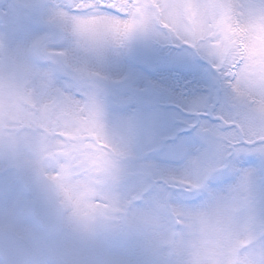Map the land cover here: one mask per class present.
<instances>
[{
    "label": "snow or ice",
    "instance_id": "snow-or-ice-1",
    "mask_svg": "<svg viewBox=\"0 0 264 264\" xmlns=\"http://www.w3.org/2000/svg\"><path fill=\"white\" fill-rule=\"evenodd\" d=\"M0 264H264V0H0Z\"/></svg>",
    "mask_w": 264,
    "mask_h": 264
},
{
    "label": "rangeland",
    "instance_id": "rangeland-1",
    "mask_svg": "<svg viewBox=\"0 0 264 264\" xmlns=\"http://www.w3.org/2000/svg\"><path fill=\"white\" fill-rule=\"evenodd\" d=\"M135 57L138 59H141V57L146 58V62L149 65H146V72H142L140 68L135 69V67H140V64H134V62H136L134 59ZM125 60H128V62L126 63V69L124 70L130 69L134 76L141 81L146 79L152 80L160 85V89L158 90V94L162 97L160 107L170 117L169 123L163 129V131L170 133L167 142L169 144L178 145L180 140H189L190 129L181 126L179 121L181 119L192 120L195 119L197 115L201 118L207 117H204L203 112L199 114L195 112H181L179 110V105L184 100H194L197 95L206 88L204 79V62L197 61L195 64L189 63L184 66L171 63L162 64L157 58L143 53H137L132 57L125 58L124 61ZM122 65V60L114 62L107 66V71L111 72L114 76L119 75L122 73ZM172 80L175 81L174 85L171 84ZM169 92L177 94L176 98H170L168 96ZM120 111L126 110L121 109ZM210 122L212 121L210 120ZM182 134L186 135L182 136Z\"/></svg>",
    "mask_w": 264,
    "mask_h": 264
}]
</instances>
